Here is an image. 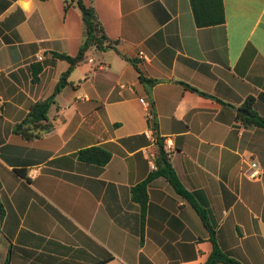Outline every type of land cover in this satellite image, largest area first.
<instances>
[{
    "label": "crops",
    "instance_id": "crops-1",
    "mask_svg": "<svg viewBox=\"0 0 264 264\" xmlns=\"http://www.w3.org/2000/svg\"><path fill=\"white\" fill-rule=\"evenodd\" d=\"M66 1L0 0V264H207L210 234L165 178L135 200L156 134L219 248L264 264V128L238 119L250 97L264 118V0H223L225 23L208 28L191 0H94L117 51L87 53L48 114L54 129L28 141L16 126L70 67L55 54L76 57L84 38ZM94 146L112 155L103 168L77 157Z\"/></svg>",
    "mask_w": 264,
    "mask_h": 264
},
{
    "label": "trees",
    "instance_id": "trees-1",
    "mask_svg": "<svg viewBox=\"0 0 264 264\" xmlns=\"http://www.w3.org/2000/svg\"><path fill=\"white\" fill-rule=\"evenodd\" d=\"M94 0H91L90 5H86L84 0H67L65 2V9L71 7H77L82 15L84 24V38L80 46L79 53L76 57L67 56L64 54H55L58 58L65 60L69 63V70L64 73L51 97L46 100H41L33 104L29 110V113L25 120L18 124L15 128V133L21 135L25 140L33 141L43 137L44 133L50 132L54 129V124L49 120L48 114L56 104L57 95L68 85L69 76L72 70L80 63L86 61L87 53L90 50L97 52H105L113 49L117 51V44L110 40L107 36L102 23L98 17V14L94 8ZM192 11L195 19L196 26L198 28H208L224 24L226 21L224 2L223 0H191ZM122 57L130 61L136 70L139 71L137 62L122 55ZM40 68L34 72V78L38 79ZM140 80L149 85L156 83V80H148L140 75ZM193 91H197L191 88ZM253 97L248 98L244 107L242 108V114H239L238 119L245 125H254L264 128V118L253 109ZM153 108V106H152ZM153 129L157 130V121L154 114V119L151 121ZM155 153H156V170H154L148 177V179L141 184L137 185L133 189L135 200H137L142 206L145 205L147 196L148 184L156 178H165L170 185L174 188L176 193L186 198L197 210L204 225L206 226L212 243L214 244V250L210 255L207 264H244L243 262L235 259L230 254L223 252L216 241V230L209 222V214L206 209L200 207L193 198V195L189 193L182 183L180 182L176 172L171 164L170 157L166 151V145L163 138L155 135ZM78 159L87 164H95L103 168L106 166L112 155L109 151L100 146L90 147L78 152Z\"/></svg>",
    "mask_w": 264,
    "mask_h": 264
},
{
    "label": "built area",
    "instance_id": "built-area-1",
    "mask_svg": "<svg viewBox=\"0 0 264 264\" xmlns=\"http://www.w3.org/2000/svg\"><path fill=\"white\" fill-rule=\"evenodd\" d=\"M143 54L140 55V58H143ZM2 101V97L0 96V103ZM140 102L142 104H144L145 106H149L148 102H146L144 99H140ZM148 119L149 121L151 122L153 119H154V113L152 111V108L150 109L149 113H148ZM154 130V129H153ZM155 132V130H154ZM156 137L154 136V142H156ZM166 151L169 155V150L168 148L166 147ZM147 159H148V162L151 166L152 169L156 170V164H155V161H156V153H155V150L151 151V152H148L147 154ZM247 176L250 180H260L262 175H263V171L259 165V163L255 160V159H248L247 161Z\"/></svg>",
    "mask_w": 264,
    "mask_h": 264
}]
</instances>
